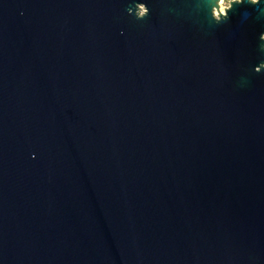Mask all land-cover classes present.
I'll return each instance as SVG.
<instances>
[{
    "label": "water",
    "instance_id": "1",
    "mask_svg": "<svg viewBox=\"0 0 264 264\" xmlns=\"http://www.w3.org/2000/svg\"><path fill=\"white\" fill-rule=\"evenodd\" d=\"M0 0V264H264V0Z\"/></svg>",
    "mask_w": 264,
    "mask_h": 264
},
{
    "label": "rangeland",
    "instance_id": "2",
    "mask_svg": "<svg viewBox=\"0 0 264 264\" xmlns=\"http://www.w3.org/2000/svg\"><path fill=\"white\" fill-rule=\"evenodd\" d=\"M233 0H221L219 1V9H222L223 11L228 7L229 2ZM215 16H218V13L215 11Z\"/></svg>",
    "mask_w": 264,
    "mask_h": 264
},
{
    "label": "bare ground",
    "instance_id": "3",
    "mask_svg": "<svg viewBox=\"0 0 264 264\" xmlns=\"http://www.w3.org/2000/svg\"><path fill=\"white\" fill-rule=\"evenodd\" d=\"M218 14H224V11L222 9H219Z\"/></svg>",
    "mask_w": 264,
    "mask_h": 264
},
{
    "label": "built area",
    "instance_id": "4",
    "mask_svg": "<svg viewBox=\"0 0 264 264\" xmlns=\"http://www.w3.org/2000/svg\"><path fill=\"white\" fill-rule=\"evenodd\" d=\"M221 1V0H220Z\"/></svg>",
    "mask_w": 264,
    "mask_h": 264
}]
</instances>
